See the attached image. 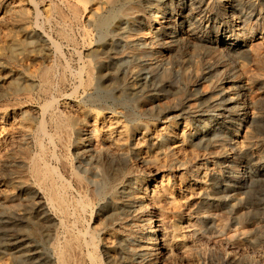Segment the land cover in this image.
<instances>
[{
  "label": "bare ground",
  "instance_id": "bare-ground-1",
  "mask_svg": "<svg viewBox=\"0 0 264 264\" xmlns=\"http://www.w3.org/2000/svg\"><path fill=\"white\" fill-rule=\"evenodd\" d=\"M56 1H58L57 5L52 0H46L42 6L46 19L44 22L55 24L53 29L56 28L57 38L71 47L76 46L74 43L76 39L72 40L67 30L69 20L77 24L83 20L91 22L100 33L99 43L87 49L91 58L84 61L76 71L69 68V63L63 64L65 60L62 62V44L55 41L56 36L53 39L43 32L39 39L30 34L27 27L29 19L25 5L27 2L0 0V25L10 21L27 33L24 39H15L7 34L2 36L0 67L3 68L18 52L20 55V52L26 51L34 44L45 49V52L28 58L29 72H25V68L24 71L20 68L19 74L25 75L26 80H36L40 84L41 92L46 96V101L38 108L37 105L36 108L30 106L31 104L18 106L17 104H20L18 102L15 103L17 107L5 108L6 112L0 114L1 122L14 116L11 121L17 129L15 138L17 147L7 156L5 155V158H0V169H8L12 173L19 174L20 176L13 182L15 187L21 189L29 185L35 186L41 198L38 204L29 205V213L26 211L25 214L19 213L20 211L18 212L7 197L2 199L0 215L10 218L12 221L10 228L14 226L22 232L24 239L34 241L50 252L36 257L41 258L40 264H73L75 257L84 254V251L90 261L97 263L100 243L111 245L112 237L119 243L131 238L137 240L136 246L129 245L130 247L123 252L124 256L121 260L117 262L113 259L112 264H163L167 260L181 256L199 261L202 255V247L199 244L203 235L202 227L198 222L193 221L190 215L194 209L218 207L217 204L223 202L225 208L221 216L227 215L229 221L237 226L228 228L227 224H218L220 215H216L207 216L209 228L220 231L219 233L224 237L222 242L226 241L232 246L237 245L236 247L241 250L249 247L264 260L263 247H258L264 243L262 235L264 224L259 220L264 214V200L258 195L260 190L264 189V172L260 173L259 169L241 176L224 177L221 173L223 170L219 172L204 167L193 169L189 166L190 161L198 164L206 160L204 154L203 156L195 154V147L214 149L216 158L224 159L225 168L237 169L244 162L238 157L239 153H246L253 146L264 144V126L261 127L264 125V51H261V46L264 44V20L260 21L261 18L256 17V8L261 10L264 3L261 4L260 0L212 2L223 24H227L221 29L225 32L227 29L233 31L231 35H226V39L222 42L243 40L240 51L250 54L258 69L251 74L249 71V73L243 72L242 75L226 74L223 79L212 81L208 88L199 90L175 85L173 74L168 70L159 69L157 59L150 56L154 51L159 50L162 59V57L166 58L173 49L180 51L182 48L186 50L189 46L198 47L199 43L194 40L200 42L201 38H204L202 40L204 43L211 32L204 23L209 22L213 16L210 15L209 2L203 18L199 21L197 19L194 22L190 21L188 26L180 28L177 19L189 18V14L185 13L187 5L177 13L175 8L171 7L167 12L168 8H164L161 0L149 1L147 4L143 3L144 0ZM206 1L200 0V2ZM30 5L39 16L38 6ZM153 9L155 12H152ZM235 12H240L242 15L238 16L234 14ZM229 13L233 18L226 20ZM216 23L212 28L220 29L221 26H217ZM135 24L138 26L133 32L131 29ZM257 33L260 34L259 41L254 39ZM231 36L235 37L231 39ZM122 43L126 46L121 45ZM78 48L84 47L78 46ZM223 48L230 50L227 47ZM77 54L80 55L81 52ZM174 54L176 55V52ZM211 57L215 61H221L222 54L214 51ZM129 58L133 59L129 60ZM195 60L196 72L192 76L198 77L199 63L197 59ZM205 60L206 62L202 63L207 67L213 65L210 59L205 58ZM143 62L151 66L153 74L150 78L143 75L139 68ZM190 75L187 73L186 77L189 78ZM69 78L74 79L75 87L73 91L71 90L72 93L63 94L65 92L63 88ZM4 80L5 77L0 76V84L8 83L7 90L11 93H17L25 86L21 78ZM68 86L71 88L69 83ZM79 88L84 89L82 91L84 93L94 90L87 100L88 106L79 105L81 102L79 104L73 102L72 96ZM172 88L174 91L170 98L167 90ZM77 94L78 92L75 95ZM28 95L24 93V97ZM31 95L33 94L30 93ZM110 95L114 98L112 104L123 108L124 111L117 110L111 105L97 106L99 98L110 99ZM241 106H244V110L239 113ZM197 119L204 120L206 129L214 123L205 138L196 139L198 130L192 126V121ZM258 122L260 125H256ZM5 134L0 132V138ZM47 144L60 150V154L51 153V158L63 166L62 169L70 176L71 182L75 183L81 194L78 195L79 198L82 194L84 198L89 197V200L80 198L82 200H78L77 203L76 199V204L72 208L82 210L81 212L89 211L92 205H90L91 198L92 201L108 198L109 208L99 207V214L107 213L102 220L100 219L102 217L99 218L100 222L95 226L98 228L93 230L94 232L90 231V228L80 227L78 230L79 226L75 227L78 222L73 217L72 202L68 200L69 195L66 194L67 185L71 182L65 180L66 185L62 173L60 175L51 163L45 160L44 155L48 152ZM33 148L39 153L34 152L36 155L30 156V150ZM70 153L75 155V160L78 159L79 167L75 168L70 162L71 159L69 160L68 157ZM254 155L257 160L262 156L261 153ZM135 156L153 165L155 175L152 178L137 180L136 182H139L137 191H127L122 195L121 190L127 187L130 175L139 173L140 168L136 164L137 160L135 162ZM19 167L24 168L23 172H20ZM169 169L173 171L176 169L177 174L167 173ZM217 179L220 180L218 181L220 186L213 184ZM241 183L247 184L246 190L238 189ZM226 186L235 189L224 190L223 187ZM13 190L14 187L7 195L12 194ZM222 192L229 193L232 197L223 201L222 196H219ZM243 193H247L248 196H243ZM247 204L256 205L254 211ZM16 217L22 218L25 223L19 224ZM7 223L8 221L0 223L1 249L4 246L1 241L6 242V233L9 231ZM104 225H108L111 229L112 237L103 235L101 230ZM131 225L134 226L133 230L128 228ZM20 240L16 235L8 234L6 243L11 248L16 261L19 263L33 261V257L27 258L31 255L30 251L33 252L37 246L26 247L27 244L21 247L22 240ZM237 240H239L238 244H236ZM221 252L225 259L235 264H264V261L257 263L246 255H240L234 249L225 248ZM83 260L85 261L84 258ZM0 264L9 263L1 261Z\"/></svg>",
  "mask_w": 264,
  "mask_h": 264
},
{
  "label": "rangeland",
  "instance_id": "rangeland-1",
  "mask_svg": "<svg viewBox=\"0 0 264 264\" xmlns=\"http://www.w3.org/2000/svg\"><path fill=\"white\" fill-rule=\"evenodd\" d=\"M42 1L41 0H39V1L38 0H24L25 3L27 2L25 5L28 8L27 9L25 7L26 8L27 15H28V18H29L28 19V23H27V27L29 28L28 31L30 30L29 31L30 34L33 35V36H35L36 38H39V39H41L43 32L49 34L50 36H52L53 39L56 36L55 37V39H56L55 41L60 42L62 44V50H63L62 51V62H64V60H65V62L63 64L69 63L68 66H69V68L71 70H73V71L78 70L79 67L84 64L83 63L84 61L86 62V60H88V59L91 58V57L89 58V55H88L89 52H88L87 49H90L91 47L92 48L95 47L99 43V41H100V33L98 32L99 31L98 28L93 23L88 22L86 20H83L82 21L83 23L80 22L78 24L75 23V22L72 23L69 20L68 21L69 23H67V28H69V29H67L68 30V33H69V35H70V37H71L72 40H74V38L76 39V40H74V43H75L76 46H72L71 47V45H68L66 42H64L61 39L57 38L58 37V34L55 33L56 32L55 31L56 28L53 29V27H55V24L54 23L53 24H50V23H48L46 21L44 22V20H46V19H45V16H44L45 15V12H44V9H43V6L42 5H44V3H45L46 0L45 1L42 0ZM52 1H53V3H55L57 5L58 1H56V0H52ZM149 1H153V0H144L143 3L144 4H147ZM192 1H194V2L192 3L191 0H161V2H163L162 5L164 6V8H168L166 10L167 12H169L171 10L170 7L171 8H175L174 10L177 11V13H178L184 6H186V5L188 6L186 8V10H185V13L186 14H189L188 20L185 19V18H178L177 19V24H178V26L180 28L188 26V22H190V21L191 22H194V21H196V19L199 21L200 18H203V15L206 13L205 10H207V9H205L206 8V5H208V2H209L210 5H211L210 8H209V9H211V12H210L211 14L210 15L213 14V16H211L209 22L204 23V25L205 24L208 25V30L211 31V32L209 33L208 38H205L207 40H205L204 43L202 42V40L204 38H201V41L200 42L198 40H194V41H197V44L199 43L198 47L189 46L186 50L184 48H182L180 51H177V50L173 49L172 51L169 52V55L166 57L167 60H166V58H163V57L161 59V55H160L159 50L154 51V53H152L150 57L153 58V59H157L156 61L158 63L159 69H161V70H168L169 72H171L173 74V78H174L173 81H175V85H177L178 87H180V86L185 87L186 86V87H191V88L199 89V90L208 88L209 85L212 83V81L218 80V79L221 80V79H223V76H225L226 74L242 75L243 72L246 73V72L249 71L250 74L257 72V69H258L257 67L258 66H257L256 62L253 60V58L250 56V54L242 53L240 51V50H242L240 48V46H241L243 40H241V39H238L237 40L236 39V40H233V41L232 40H229L228 43H223L222 42L224 39H226L225 36L226 35H231L233 33V31L231 32V31H229V29H227V32H225L223 29H221L222 26L226 27L227 24L226 23L223 24L222 18H220V15H217L218 13L216 12V10H214V6L212 5V2L214 0H208V1L205 0L206 2H200V0H192ZM171 2H172V4H171ZM215 2H216V0H215ZM262 2L264 3V0H260V3L261 4H262ZM190 3H192V4H190ZM30 4H36L38 6V9L40 10L39 11V16L37 15L35 9H33L32 5H30ZM190 5H192V6L190 7ZM41 11H42L43 15H41L42 14ZM256 11H257L256 12L257 13L256 14V17L257 18L260 17L261 18L260 21H263L264 20V5L262 6V9L261 10L257 7L256 8ZM152 12H155V10L153 9ZM234 14H236L238 16H241L242 15V13H240V12H235ZM34 16H36V17H34ZM232 18H233L232 17V14L229 13V14H227V17L225 19L228 20V19H232ZM35 21H36V23H35ZM216 21H217V23H216ZM7 22H5L3 25H0V51H1L2 44H3V42L1 40H2V36L4 34L5 35L6 34L9 35L10 37H14L15 39H17V38L18 39H24V38H26V34H27L25 32V30H23L21 28H18L17 26L13 25L10 21H7ZM44 23H46V24H44ZM214 23H216L217 26H221L220 29L219 28H212V27L215 26ZM137 26H138V24H135L132 27L131 30L133 32H135ZM4 27H6L7 30ZM30 27H31V29H30ZM35 27L38 28V29H36ZM1 31L4 32V33H2ZM54 33L57 34V35H55ZM256 35L257 36H255L254 39L257 40V41H259L260 40V34L257 33ZM234 37L235 36H231V39H233ZM89 40L91 41L90 43H89ZM77 41H78V43H77ZM121 45L126 46L125 43H122ZM263 45L261 46V51L262 52L264 51ZM78 46L79 47H84V48H78ZM203 46H205V47H203ZM217 46H219V47H217ZM37 47L38 46H36L34 44V45L30 46L26 51L20 52V55H19V52H18L11 62H9L7 65H4L3 68L0 67V76L1 77L3 76V78L5 77V80L6 81L7 80L12 81V80H14L16 78H21L22 82H24L25 83L24 85L26 86V87L25 86L22 87V89H21L22 91L20 90L19 92H17L19 94L15 93V92H12L13 93L12 94L11 91L8 92V90H7V84L8 83L6 85L3 84V83L0 84V114H2L4 111L6 112V109H8V108L10 109L11 106L13 108V107H17V105L18 106H25V104L26 105H30L31 104L30 106L35 107L37 105L36 107L38 108L41 104H43L46 101V96L43 95L44 93L41 92V89L39 88L40 87V84L36 80H26L25 77H24L25 75H20L19 74L20 68L23 71H24V68H25V70H26L25 72H29V70H30L29 63L30 62H28L29 61L28 58L31 55H35V54H39V53L45 52V49H43L41 47H38V48ZM223 47H227L230 50H225V48H223ZM70 48H71V50H68ZM72 48H74L76 51L73 50ZM79 51L81 52L80 55L77 54V53H80ZM214 51L216 53L222 54L221 61H215L214 59H212L211 54ZM33 52H34V54H33ZM36 52H38V53H36ZM175 52H176V55L174 54ZM27 53H31V54L28 55ZM83 53L84 54L86 53V54L84 55ZM20 56H21V58H20ZM67 58H68V61H67ZM81 58L83 59V61H81L82 60ZM144 58L146 59V57H144ZM205 58H207V60L210 59V62L213 63V65L211 67H207V65H205L204 63H202L203 61L206 62ZM108 59L109 58H106V60H108ZM132 59L133 58H129V60H132ZM195 59H197V61L199 63V66L197 67V70H199L198 71L199 72V76L198 77H196L195 75L192 76V74H194L196 72V68H195L196 67L195 66L196 60ZM200 60H201V62H200ZM144 61H146V60H144ZM13 62H15V63L13 64ZM21 62H22V64H20ZM191 62H193V63H191ZM218 62H221V63H218ZM25 63H26V65H25ZM9 65L10 66L12 65V66L10 67ZM65 65H67V64H65ZM139 68L141 69L142 74L145 75L146 77L148 76L150 78L152 76L153 73L151 72V70H152L151 69V66L149 64H147L146 62L141 63L140 66H139ZM208 69H210V70H208ZM204 71L207 72V73H205ZM225 71H226V73H225ZM222 72H223V74H222ZM15 73H17V74H15ZM187 73L191 74L189 78L186 77V74ZM24 80L27 81V82H25ZM4 81H2V82H4ZM74 82H75L74 79H71V78L68 79L65 87L63 88V90L65 91V92H63V94H67V93L70 94V93H72V91H73L72 89L75 87L73 85ZM68 83L71 86V88L68 86ZM66 88H67V90H66ZM27 91H29V93H27ZM82 91H84V89H82V88H79V90L77 89L76 93L78 92V94L75 95L76 94L75 93V94H73V96L74 95L75 96L74 97L72 96L73 102H75L77 104H79L81 102V104H79V105L88 106L87 100L94 93V90L93 91L91 90L90 93H89V91H85V93L82 92ZM172 91H174L173 88L170 89V90H167V94H168V96L170 98H172ZM5 92H6V94H5ZM20 92H21V94H20ZM24 93L25 94H29L28 97H24ZM30 93L33 94V95L30 96ZM81 94H82V97H81ZM87 95H89V97ZM29 96H30V99H29ZM42 97H44V99ZM104 98L105 97L99 98V101H97V103H96L97 106H100V105L101 106L102 105L103 106H107V105L109 106V105H111V107H113V108H115L117 110L124 111L123 108H121V107H115V105L112 104L113 103V99H114L112 95H110V99L109 98L104 99ZM16 99H17V101H16ZM83 99H85V100H83ZM107 99H109V100L107 101ZM18 102L20 104H17ZM99 102H102V103L99 104ZM21 103H22V105H21ZM243 108H244V106H241L239 108V113H242V111L244 110ZM137 113H138V111H137ZM6 117H7V115L5 116V119H6ZM13 118H14V116H12L9 119L3 120L2 122L0 121V125H2V126H0V128H1L0 129V132H2L3 134L6 133L2 138H0V156H1L0 158H5L10 153V151L12 149H15L17 147V141H15L16 140L15 138H16V135H17V129L15 128V125L11 121V120H13ZM123 119H125V118H123ZM259 123L260 122H258V124H256V125H260ZM192 126L195 127V128H197V130H198L197 131V137H196V139H201V138H205V137L208 136L209 130L213 128L212 126H214V123L211 124V127L209 129H206L207 125L204 122V120L203 119H197V120L192 121ZM263 126L264 125H262L261 127H263ZM253 147H252V149L251 148L248 149L246 151V153L245 152H241V153L238 154V157L241 158L242 160H244V162L241 163L238 166L239 168L237 167V169H236V167H235V169L234 168H231V169L225 168L224 165H223L224 159H218V158H216L217 156H215L214 149H212V148H205V147H201V146L195 147V154H197L199 156H201V155L203 156V154H204V157H206V160L203 161L202 163H198V164H193L190 161L189 166L191 168L193 167V169L199 168V167H204V168H207V169H212L213 168L212 169L213 171L215 170V171H219V172H221L223 170L221 173H223V176L224 177L225 176L226 177H229L230 175L241 176L243 174L245 175L249 171L250 172H255V170L257 171L259 169H260L259 172L260 173H263L264 172V170H263L264 169V144H261L259 146H253ZM48 148H50L51 150H48ZM46 151H48V152L45 153L44 158H46L45 160L47 161V163H49V164L51 163V166L54 167L55 170L59 174L62 173V176L64 177V181L67 180L68 183L71 182L72 180H71L70 176L67 173H65V170L64 169H62L63 166L60 163H58L57 160L51 158V155H50L51 153L60 154L61 153L60 150L59 149H56V147H53L52 148V146H50V145L47 144L46 145ZM34 152L35 153H37V152L39 153V151L37 149H34L33 148V149L30 150V156H35L36 154ZM257 152L258 153H261V155H262L261 158L258 159V160L254 158V156H255L254 154H256V155L258 154ZM31 154H33V155H31ZM68 157H69V160L71 159L70 162H72V164H73V166H75V168L76 167H79L80 163L78 162V159H76V160L74 159L75 155L73 153L68 154ZM136 160H137V162H136ZM135 162H136V164L140 168V170H139V173L140 174L139 173L138 174L133 173L132 175H130L129 180H128L129 182L127 184V187H125L124 190H121L122 191V195L126 194L127 191H132V192L134 191V192H136L137 189H138V186H139V182H136L137 180L139 181L140 179L143 180V179H147V178H152V176L155 175V169H152L153 168V165L147 163L141 157L135 156ZM218 162H220V163H218ZM74 163H75V165H74ZM242 165H244V166H242ZM56 166H57V168H56ZM18 169L20 170V172H23V170H24L23 167H19ZM3 171H5V172H3ZM170 172H172L173 174H175L176 173V169H174V171L171 170V169H169V171L167 173H170ZM1 174H3V175H1ZM65 174H67V175H65ZM18 176H20V175L19 174L12 173V171H10L8 169L7 170L0 169V203L2 202V199H4L5 197H7L9 199V202L14 205V207L18 210V212L20 211L19 213H24L25 214L26 211L28 212L29 205H33V204H36V203L38 204L40 202V199L41 198H40V194H39L37 188H35V186L29 185V186L24 187V188H21V189L20 188H16L15 185L13 184V182L16 179V177H18ZM65 177H67V178H65ZM9 181H10V183H9ZM67 181H65V184L66 185H67V183H66ZM218 181H220V180L217 179L213 183L214 186L215 185H219L220 186V184H218ZM242 186H244L243 189H242ZM13 187L15 188V190H13L14 192L12 194L7 195L8 192ZM75 187H76V189H75ZM133 187H134V189H133ZM233 188L234 187H227V186L226 187H223L224 190H227V189H230L231 190ZM67 189H68V191H67ZM67 189H66V192H67L66 194H67V196L69 195L68 196L69 197L68 200L70 202H72L71 203L72 204V206H71V212L73 213L74 219H77L76 221L78 222L77 224H75L76 225L75 227H78L79 226L78 227V230L80 229V227H83L84 229L90 228V231L92 230V232H94L93 230H96L98 228V226L97 227H95V226L99 224V222H100L99 221V218L102 217V218H100L102 220L104 218L105 214L107 213V212H103L102 214L101 213L99 214V207H103V209H105L106 207L109 208V206H108V198H104V199H102L100 201H98V200H95V201L93 200L92 201V198H91L90 201L92 203L90 202V205L91 204L92 205L89 208V211H85V212L83 211L84 212L83 213V212H81L82 210H78L77 208H72V207L75 206V204L77 202H79L80 200H82L80 198H84L83 197V194H82V197L79 198V196H81V194L78 191L77 186L75 185L74 182H71L70 184H68L67 185ZM69 189H70V192H69ZM238 189L240 191L246 190L247 189V184H242V183L239 184L238 185ZM263 191H264V189H263ZM263 191L260 190L259 193L258 192H255L256 194L258 193V195L262 198V200H264V192ZM256 194H254V195H256ZM219 196H222V200L223 201L228 200V199H230L232 197V195H230L229 193L227 194L226 192H222V194H220ZM243 196L246 197L248 195H247V193H243ZM87 198L89 200V197H87ZM87 198L85 197L84 199L87 200ZM71 199L72 200L74 199V200L71 201ZM75 200H76V203H75ZM32 202H34V203H32ZM223 204L224 203L222 202V203H218L217 204L218 207L213 206L211 208L207 207V208H201V209H199V208L198 209H194L193 212L190 215V217L193 219V221L198 222L201 225V227H202L201 229H202V234L203 235H201V241H199V244L202 247L201 248L202 249V255H201L200 260L199 261H195V260L187 259V258H184V257L181 256V257H178L177 259H174V260H169V261L167 260L163 264H235V263H233V262H231V261H229V260H227V259H225L223 257L221 251L224 250L225 248L226 249H229L230 248V250L231 249H234L235 251L237 250V252L240 255H242V254L243 255H246L250 259L255 260L257 263L263 262L264 260L261 259V257L258 255V253L257 252L256 253L255 252H252L251 251V248H249V247L247 248L246 247V249L244 248L243 250H241V249H239V248L236 247L237 245H233V246L232 245H228V243L226 241H223V242L221 241V240H223L224 237L221 235V233H219L220 231L218 232V230L215 229V228H212V229L209 228L210 223H209V218H207V216H216V215L217 216L220 215V219L218 221V224L219 223L222 224V225L227 224L226 227L229 226L228 228H234L235 226H237V224L236 225L234 223L232 224L231 221H229V219H228L229 217L227 215L226 216L223 215V217L221 216L222 215L221 213H223L222 212L223 211V208H225ZM247 206L250 207L251 210L254 211L256 205L247 204ZM73 209H74V212H73ZM75 209H76L77 212L75 211ZM90 210H92V211H90ZM31 213H32V210H31ZM77 214L78 215H81V216H78ZM83 214H84V216H82ZM75 215H77V217ZM259 217L260 216H258L257 218L259 219ZM7 218L8 217H6L5 215H4V217L2 215H0V223H3V221H8L7 226H8V229H9V231H8L9 233L8 232L6 233V235H7V238L5 237L6 242L8 240V234H13V235H16L19 240L20 239L22 240V241L20 240L21 241V247H23V246H25L27 244L28 245L26 247L31 246V245H36L37 248L35 247L33 249V252L30 251L31 255L28 256L27 259H29L30 257L31 258L33 257L32 258L33 261L32 260H30V261L28 260L29 264H36V263L37 264H40L41 261H39V260L41 258H36V257H38L39 254L40 255H44V254H46V253L48 254L50 252L48 250H46L45 248H43L41 245H38L37 243H35L34 241H29V240L24 239L25 236H23V234H21L22 232L20 230L16 229V228H14V226H12L10 228L12 221L10 220V218H8V219ZM16 218L18 219L17 222H19V224H22V223L24 224L25 223V220H23L22 218H19V217H16ZM85 219H86V221H85ZM78 220H81V221H78ZM259 220H261L263 222V224H264V214L260 217ZM9 221H11V222H9ZM81 223H82L83 226L81 225ZM133 227L134 226L131 225L128 228L131 229V230H133ZM11 231H15V232L12 233ZM101 232L104 233L103 235H109V237L110 236L112 237L111 229L108 227V225H104L102 227ZM20 234L22 236H20ZM262 235L264 237V229H263ZM1 240H3V239H1ZM1 242L4 244V246L2 247V249L0 248L1 249L0 250V262L1 261H3V262L6 261L9 264H18L19 262L16 261V258L14 257L13 253L11 252L12 251L11 248L7 245V243L5 241H1ZM238 242H239V240L236 241V244H238ZM110 243H112V244L110 245L108 243L109 245L108 244L106 245L104 243H100V245H99V251H98L99 252L98 253L99 256H98V259H97L98 260L97 263H100V264H112L111 262L114 261L113 259H115L118 262V260H121V257L124 256L122 254H123V252H125V250H127L130 246H132V244H133V246H136L137 240L131 238L128 241L122 240L119 243V241L116 240V238L112 237L110 239ZM123 243H124V245H123ZM262 244H260L258 247H261L262 246L263 247L262 249L264 250V243H262ZM40 246H41V248H40ZM26 247H24V248H26ZM83 253L84 254H82V253L80 254L82 256L79 255V256H76L75 257L76 258V259H74V262L75 263H73V264H77L79 262H81L82 264L83 263L84 264H92L93 263V261H90L88 259V256H87L86 252L84 251ZM83 255H84V257H83ZM80 257H83L85 259V261L83 260V258H80ZM108 257H110L111 261H110V259ZM35 258H36V260H35ZM28 262L27 263H19V264H28ZM94 263L97 264L96 262H94Z\"/></svg>",
  "mask_w": 264,
  "mask_h": 264
}]
</instances>
